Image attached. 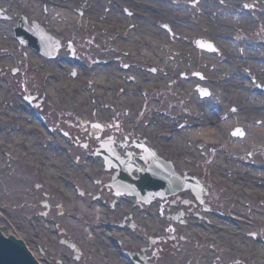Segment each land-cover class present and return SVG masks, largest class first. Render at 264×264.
I'll use <instances>...</instances> for the list:
<instances>
[{
    "label": "rangeland",
    "instance_id": "1",
    "mask_svg": "<svg viewBox=\"0 0 264 264\" xmlns=\"http://www.w3.org/2000/svg\"><path fill=\"white\" fill-rule=\"evenodd\" d=\"M23 1L27 2L24 6ZM116 1L0 0V227L5 235L25 241L43 264H58L57 261H66L63 256L69 255L66 249L58 245L57 235L60 228L81 239L85 236L74 221L68 218L72 206H77V196L69 194L60 177L65 180L72 179L75 183L81 182L83 186L87 185L89 180L83 176V172L91 171L93 159L85 155L83 144L93 150L99 141L109 137L111 133L119 141H124L126 137L132 140L133 134L138 133L136 129L142 128V135L154 145L160 146L159 150L165 151L178 161L179 171L191 170L204 180L220 183L221 188H226L224 196L219 192L220 189L212 190L214 198H218L215 201H219L218 204L223 206L224 210L240 206L238 199L231 201L233 192L230 190L234 183L233 174L238 178L242 177L241 171L249 170L243 158L241 166H236V171L232 170L234 166L228 169L231 156L218 146L207 147L200 141L190 142L189 140L195 138L190 131L177 136L176 140L166 146L162 141L169 142L167 134L163 135L165 126L161 122L156 126L147 118V112L140 115V110L146 103V96L142 91L139 96V91H147V88L152 93L154 88L166 91L162 95L163 105L156 107L158 114L166 112L172 120L184 117L183 122H188L183 102L168 92L178 89L182 74L191 78L194 71L191 67L203 69L206 63L209 66L218 65L221 63L220 57L225 60L228 54L235 55L229 53V50L225 49L226 46L232 45L234 48L230 51L234 52L239 50V44L257 40L256 35L249 32L243 22L246 21L245 18L250 17L253 10L245 13L243 8L237 5L258 0H240L238 4L229 3L228 0L154 2L155 5L164 7L165 11L179 8L177 28H174L173 22L167 19L162 9L156 11L155 8H150L155 16L143 19L138 12L146 11L147 8H143L146 6L136 1ZM54 7L60 10L59 13L69 11L66 15L70 17H48L46 10ZM4 11H7V14ZM261 12L264 13L263 9ZM237 15L243 17L239 24L235 20ZM23 17L36 20L43 28L61 37L66 52L61 54L59 61H48L18 44L14 30L19 28ZM199 35L216 45L221 54L219 58L207 53L202 54V50L190 44L189 41ZM141 50H145V58L153 60L151 68L159 71V74L154 76V88L151 84L145 86L148 74L145 65L141 64L144 59L134 55L141 54ZM71 52L78 54L82 69L78 65V59H71L69 56ZM128 52L136 56L135 61L138 63L133 73H126L123 67L128 65ZM242 53V49L237 53L238 59L242 60ZM177 54H182V63L186 65L180 63L181 59ZM261 55H264V52H261ZM159 60L162 61L163 68L158 64ZM100 62H104V66H101ZM172 68H177L179 72L172 73ZM84 69H87V75L82 73ZM74 72L78 73L77 79L73 78ZM165 72L175 75L166 77ZM132 76L128 82L126 78ZM189 85L187 93L196 100L193 87ZM27 94L37 97L39 108L34 109L43 116L49 128L53 127V137L41 128L35 120L34 112L26 106L23 98ZM137 96L141 98L140 101ZM94 100L97 105L103 107L98 114L93 111ZM194 100L187 103L196 109ZM237 101L239 98L231 102L234 104ZM21 106L27 110L24 111ZM153 108L155 109V106ZM139 115L143 119H140ZM120 121L126 123L127 130L117 125ZM94 123L105 125L104 129L94 127ZM169 123L170 129L173 128L172 122ZM64 132H68L70 136L67 137ZM226 138L230 140V133ZM117 147L119 148L118 144ZM254 159L264 160V157L255 155ZM238 184L245 185L243 182ZM247 184L253 186L249 180ZM255 190H259V187L256 186ZM252 194L258 195V198L255 201L248 199L250 203L243 206L254 224L253 228L246 229V232L255 233L257 236L264 235V204L260 203L264 200V195L253 192ZM46 202L50 204L51 210L48 216L43 217L42 213L45 211L41 203ZM127 209L123 207L122 213L127 214ZM162 223V218L157 217L156 229H159ZM57 225H60V228ZM228 232L230 237V231ZM248 234L236 242L246 251L237 249L236 257L229 253L231 241L228 240L227 234H222L217 245L188 235L193 242H183L180 250L174 247V242L170 240L164 245L160 244L166 246L171 242L174 245L166 246L167 250H159L157 264H224L223 261L228 260L232 263L241 256L246 255L244 258H247L258 247L248 238ZM242 238L246 239L242 241ZM87 245L95 260L105 264H117L112 256H106L99 248L93 247L100 244ZM170 246H173L174 250L170 249ZM170 251H174L172 256Z\"/></svg>",
    "mask_w": 264,
    "mask_h": 264
},
{
    "label": "bare ground",
    "instance_id": "2",
    "mask_svg": "<svg viewBox=\"0 0 264 264\" xmlns=\"http://www.w3.org/2000/svg\"><path fill=\"white\" fill-rule=\"evenodd\" d=\"M5 1H7V0H5ZM17 1H22V0H17ZM119 0H117L116 2H118ZM122 2H126V1H136L138 4H140V5H142V6H146V7H143V8H147L146 9V11H143V10H141V11H139L138 12V14L144 19H147V18H152V17H154L155 15H154V13H152L151 11H150V8H155L156 9V11H164V13H165V15H166V17H167V19L170 21V22H173V25H174V28H177L178 27V25H179V15H180V12H178L179 11V8H175V10H173V9H167L166 11H165V9H164V7H160V6H158V5H155V3L154 2H157V1H159V0H144V2L142 1V2H140V1H137V0H121ZM58 3H59V1H57ZM27 2L26 1H23V6L26 4ZM78 5V1L76 2V6ZM141 6V7H142ZM162 9V10H161ZM59 9L58 8H56V7H54V8H49L48 10H46V14L48 15V17H50V18H53V16L55 15L56 17H64V18H68V17H70L69 15H66V14H68L69 13V11H65V12H63V13H59ZM5 12V11H4ZM6 14H7V11L5 12ZM71 15V14H70ZM235 20H240V18L238 17L237 19H235ZM249 49H248V52H247V55L248 56H250V57H253L254 58V56H255V52L256 51H254L253 49H250V47H248ZM231 48H228V50H230ZM206 105H207V103H206ZM206 108H205V106H204V110H205ZM207 113L208 114H210L211 116H213L214 114H215V112H214V109H212V105L210 104V106L208 107V109H207ZM232 123L231 122H229L228 124H224V128H228V129H230V128H232ZM264 128V124H263V126H261V127H259V128H252V132L254 133V134H256V137H255V139H257V140H263L264 139V130H262ZM201 134V135H200ZM257 134L260 136V137H257ZM193 135H195L194 137V139H192V140H190V141H196L197 140V138H198V141H200V142H202V141H204L205 140V136L204 135H206V132H205V130H197V131H194L193 132ZM196 139V140H195ZM212 140H214V137L213 138H211ZM252 139V138H251ZM250 139V140H251ZM215 143L216 144H219V140H215ZM240 173H242V171L240 172ZM242 175H243V173H242ZM190 184H192V186H194L195 188H196V190H197V192L198 193H200V192H205L206 190H205V188H204V186H203V184L201 183V182H192V183H190ZM186 185V184H185Z\"/></svg>",
    "mask_w": 264,
    "mask_h": 264
},
{
    "label": "water",
    "instance_id": "3",
    "mask_svg": "<svg viewBox=\"0 0 264 264\" xmlns=\"http://www.w3.org/2000/svg\"><path fill=\"white\" fill-rule=\"evenodd\" d=\"M0 264H37L25 245L14 238H4L0 232Z\"/></svg>",
    "mask_w": 264,
    "mask_h": 264
},
{
    "label": "flooded vegetation",
    "instance_id": "4",
    "mask_svg": "<svg viewBox=\"0 0 264 264\" xmlns=\"http://www.w3.org/2000/svg\"><path fill=\"white\" fill-rule=\"evenodd\" d=\"M263 124L264 123H260L259 124V127H261V126H263ZM264 129V128H263ZM255 137H256V134H254V133H250V132H248V134L246 135V137H245V143L247 144V145H250V146H255V145H257V144H260V145H264V139L263 140H257V139H255ZM257 137H260L258 134H257ZM252 138V139H251ZM251 139V140H250ZM128 145H130L128 142H126ZM121 149H122V155H125V153H126V151L127 150H129V147H127V146H123V145H121V147H120ZM255 155H263V157H264V147L261 149V150H259V152H257L256 154H253V155H249L247 158H246V160H247V163H249L248 161H252L253 159L252 158H254V156ZM262 162H261V166H263V168H264V160H261ZM251 165H254V166H257V163H255V162H252L251 163Z\"/></svg>",
    "mask_w": 264,
    "mask_h": 264
}]
</instances>
